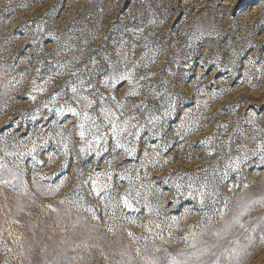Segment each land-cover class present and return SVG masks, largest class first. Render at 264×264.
I'll list each match as a JSON object with an SVG mask.
<instances>
[{"label":"rangeland","instance_id":"rangeland-1","mask_svg":"<svg viewBox=\"0 0 264 264\" xmlns=\"http://www.w3.org/2000/svg\"><path fill=\"white\" fill-rule=\"evenodd\" d=\"M81 81L134 155L79 152ZM261 156L264 0H0V264H264Z\"/></svg>","mask_w":264,"mask_h":264},{"label":"snow or ice","instance_id":"snow-or-ice-1","mask_svg":"<svg viewBox=\"0 0 264 264\" xmlns=\"http://www.w3.org/2000/svg\"><path fill=\"white\" fill-rule=\"evenodd\" d=\"M115 68L116 66L114 65L113 71L105 76L103 80V86L108 88L111 86H115L117 82H127L133 85V88H135L136 82L133 79L134 71L125 67V70L123 72H117ZM141 79H143V77H141ZM82 88H83V81H81L80 88H78L75 85L71 87L72 98L73 100L76 101V104L80 106L79 110L77 109V107H73L71 104H66L56 110V115L58 116H64L65 114H70L71 116L76 117L80 121V123L78 124V127L80 129L79 138L81 141H84L85 146H82L79 149V152L85 153V154H91L92 147L93 145H95L97 149L95 154L96 156H99L100 155L99 148L102 144L107 143V137L110 134L111 137L116 141V144H115L116 148L123 149L124 152H126L130 156L134 155L135 148L129 147L125 145L124 143H121L119 139V137L125 134L134 135V133L128 132L129 120L126 118L123 121H121L119 111L104 106V99L101 98L100 115L103 117V120L105 121V123L103 126L99 124L97 122L98 118H94L88 111V109H90L93 106L95 101L92 100L87 95L81 94ZM88 90L89 89L87 88H83L84 92H87ZM126 95L135 96V95H138V91L130 90ZM53 100H55V97H53ZM111 100L117 105V109H121L122 106L119 105V102L116 101V98L114 95L111 96ZM132 119H135V117H132ZM131 127L135 128L136 125H131ZM102 128H109L110 133H106L102 131ZM89 135L92 137L91 139L87 138ZM64 149H65V154H67L68 147L66 144L64 145ZM34 151H35V148H33V152ZM145 155H147V153H145ZM33 159H35V157H33ZM261 159L264 160V156H261ZM235 166L239 167V161L236 162ZM108 178L110 179L111 176L109 175ZM98 180H99V175L97 176V180L92 181L93 191H95L97 195H99L100 190H101V186L98 184ZM176 187H177V190H179L180 185L177 184ZM56 190H58V188ZM200 202L202 204L203 199H201ZM124 206L126 208L132 207V205L128 202L127 198L124 199ZM53 211H55V209H53ZM240 226L243 227L242 224ZM151 264H155V262L153 261L151 262ZM171 264H180V262L173 259L171 261Z\"/></svg>","mask_w":264,"mask_h":264},{"label":"bare ground","instance_id":"bare-ground-1","mask_svg":"<svg viewBox=\"0 0 264 264\" xmlns=\"http://www.w3.org/2000/svg\"><path fill=\"white\" fill-rule=\"evenodd\" d=\"M71 235H73V234H71ZM46 237H47V236H46ZM46 237H45V240H47ZM51 237H52V236H51ZM56 237H57V236H56ZM69 237H71V236H68V239H69ZM58 238H59V237H58ZM58 238H57V239H58ZM53 239H54V238H53ZM59 239H60V238H59ZM42 240H44V239H42ZM70 240H71V239H70ZM47 241H50V240H49V236H48V240H47ZM51 241H52V240H51ZM51 241H50V243H51ZM57 241H58V240H57ZM60 241H61V240H60ZM72 241H73V240H72ZM58 242H59V241H58ZM58 242H57V243H58ZM53 244H54V242H53ZM65 244H66V243H65ZM56 245H57V244H56ZM59 245H60V244H59ZM71 245H72V243H71ZM73 245H74V244H73ZM59 250H60V249H59ZM50 251H51V250H50ZM53 251H54V250H53ZM66 251H67V250H66ZM68 251H69V249H68ZM51 253H52V252H51ZM51 253H50V254H51ZM68 253H69V252H68ZM50 254H49V255H50ZM59 254H60V253H59ZM75 255H76V254H75ZM54 256H55V255H54ZM67 256H68V254H67ZM73 256H74V255H73ZM55 257H56V256H55ZM77 257L79 258V256H77ZM49 258H51V256H49ZM74 258H75V257H74ZM69 259H70V258H69ZM69 259H68V260H69ZM76 260H77V259H76ZM63 262H64V261H63ZM54 263H55V262H54ZM78 264H79V263H78Z\"/></svg>","mask_w":264,"mask_h":264}]
</instances>
